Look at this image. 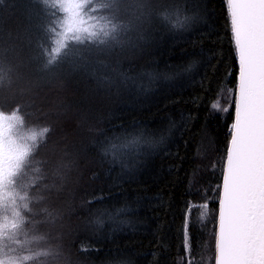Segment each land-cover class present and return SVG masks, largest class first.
Returning <instances> with one entry per match:
<instances>
[{
  "label": "trees",
  "instance_id": "obj_1",
  "mask_svg": "<svg viewBox=\"0 0 264 264\" xmlns=\"http://www.w3.org/2000/svg\"><path fill=\"white\" fill-rule=\"evenodd\" d=\"M146 2L143 23L123 44L88 55L86 68L45 70L41 46L55 9L42 0H0L4 145L15 124L17 143L33 150L30 168L43 175L31 194L45 200L33 210L60 212L30 233L45 239L27 245L53 254L23 264H215L217 189L239 72L228 5ZM132 11L126 0L122 18L133 19ZM117 137L138 140L113 163L101 150ZM0 259L7 260L3 252Z\"/></svg>",
  "mask_w": 264,
  "mask_h": 264
},
{
  "label": "snow or ice",
  "instance_id": "obj_2",
  "mask_svg": "<svg viewBox=\"0 0 264 264\" xmlns=\"http://www.w3.org/2000/svg\"><path fill=\"white\" fill-rule=\"evenodd\" d=\"M42 2L55 9L47 26L48 45L41 46L45 70L64 63H70L74 70L86 68L88 55L123 44L122 37L143 23L148 7L146 0H127L133 9V19L124 20L121 8L126 0ZM226 3L239 72L226 168L222 187L217 189L219 213L214 232V260L215 264H264V0H226ZM162 19L172 28L183 27L170 15L162 14ZM3 57L4 50L0 49V64L4 63ZM98 63L104 66L103 62ZM100 79L110 83L107 77ZM4 118L5 113L0 111V252L7 257L0 259V264L36 262L39 257L53 253L28 248L33 240L45 239L43 235L30 233L38 230V224L57 219L60 212L47 207L33 210V202L45 200L38 192L31 194L39 188L43 175L38 169L30 168L28 157L33 150L17 143L16 126L12 123L7 127L9 150L5 155ZM12 118L23 123L15 111ZM48 131L45 127L29 138L36 141L37 136ZM137 140L117 137L115 142L110 140L102 146L101 154L106 159L111 157L113 163L122 162ZM121 211L116 210L117 214ZM39 215H43V220L35 219ZM25 251L29 254L22 255ZM190 264H195L194 258Z\"/></svg>",
  "mask_w": 264,
  "mask_h": 264
},
{
  "label": "water",
  "instance_id": "obj_3",
  "mask_svg": "<svg viewBox=\"0 0 264 264\" xmlns=\"http://www.w3.org/2000/svg\"><path fill=\"white\" fill-rule=\"evenodd\" d=\"M234 118H235V116H234ZM226 158H227V155H226ZM225 168H226V160H225V164H224V170H225ZM224 170H223V172H224ZM222 183H223V177H222ZM222 183H221V187H222ZM218 213H219V204H218ZM217 219H218V216H217Z\"/></svg>",
  "mask_w": 264,
  "mask_h": 264
},
{
  "label": "rangeland",
  "instance_id": "obj_4",
  "mask_svg": "<svg viewBox=\"0 0 264 264\" xmlns=\"http://www.w3.org/2000/svg\"><path fill=\"white\" fill-rule=\"evenodd\" d=\"M5 149H9V143H7V144L4 145V150ZM7 154H8V152L5 153V155H7Z\"/></svg>",
  "mask_w": 264,
  "mask_h": 264
}]
</instances>
